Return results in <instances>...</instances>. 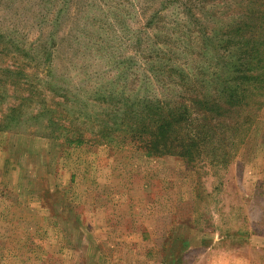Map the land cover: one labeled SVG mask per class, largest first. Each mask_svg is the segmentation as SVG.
<instances>
[{
    "label": "rangeland",
    "instance_id": "374dc122",
    "mask_svg": "<svg viewBox=\"0 0 264 264\" xmlns=\"http://www.w3.org/2000/svg\"><path fill=\"white\" fill-rule=\"evenodd\" d=\"M185 1L0 0V264H264V96L216 155L109 130L178 95L164 56L213 63L197 35L236 13Z\"/></svg>",
    "mask_w": 264,
    "mask_h": 264
},
{
    "label": "trees",
    "instance_id": "16d2710c",
    "mask_svg": "<svg viewBox=\"0 0 264 264\" xmlns=\"http://www.w3.org/2000/svg\"><path fill=\"white\" fill-rule=\"evenodd\" d=\"M177 1L187 17L190 9H187L186 1ZM224 1L229 5V0ZM230 2L229 6L233 8L230 11L236 13L235 16L224 23L219 20L218 26L210 30H203L202 38L197 35V42L207 38L212 46L213 57L205 51L201 53L213 63H208L209 60L205 64L197 63L194 69L197 73H193L190 65L186 74L181 65H173L164 56L157 75H165L166 83L177 87L178 95L167 101L143 100L137 116L130 120L125 118L121 123L114 121V128L109 130L120 131L121 141L131 145L139 142L152 155H191L195 151L209 156L210 153L216 155L214 146L220 150L228 134H236L243 125L252 124V109L260 107V98L264 96V0ZM222 28L225 30L218 34L219 41L213 43L218 33L212 34L213 31ZM220 47H223L222 52ZM208 73L216 82L215 88L212 92L199 91L195 88L199 76ZM12 114L13 110L6 114L7 119ZM231 115L232 121L228 118ZM221 129L223 132L217 134Z\"/></svg>",
    "mask_w": 264,
    "mask_h": 264
}]
</instances>
